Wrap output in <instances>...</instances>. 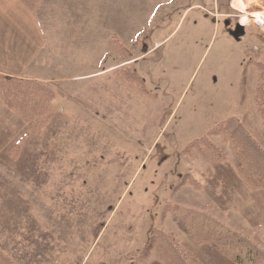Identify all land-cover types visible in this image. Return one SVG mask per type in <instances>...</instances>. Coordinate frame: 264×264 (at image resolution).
<instances>
[{"label":"rangeland","instance_id":"1","mask_svg":"<svg viewBox=\"0 0 264 264\" xmlns=\"http://www.w3.org/2000/svg\"><path fill=\"white\" fill-rule=\"evenodd\" d=\"M216 1L218 18L205 12L214 0L156 3L153 27L164 33L141 29L130 36L131 50L141 54L153 38H170L123 67L142 84L120 70L72 84L91 95L87 116L63 112L67 88L36 81L21 79L41 87L46 103L36 120L24 121L0 97L8 112H0V255L13 264H164L154 246L147 249L156 229L199 264L209 260L194 247L204 246L235 264L182 233L173 222L176 207L209 215L264 252V188L243 182L238 156L219 129L235 118L264 149L253 98L264 64V26L254 18L264 13V0H243L244 13L232 8L234 0ZM195 3L204 11L188 9ZM162 10L170 12L163 23ZM245 15L249 24L240 22ZM14 120L23 126L18 133ZM8 134L10 141L1 139ZM46 195L51 205L43 210Z\"/></svg>","mask_w":264,"mask_h":264},{"label":"crops","instance_id":"2","mask_svg":"<svg viewBox=\"0 0 264 264\" xmlns=\"http://www.w3.org/2000/svg\"><path fill=\"white\" fill-rule=\"evenodd\" d=\"M164 1L166 0H38L29 3L26 0H0V75L49 84L63 92L68 89L65 101L62 100L63 112L87 116L91 95L82 89H76L72 84L130 67L165 45L170 34L156 43L153 38L147 50L138 54L134 49L131 50L133 43L130 40V36L148 27L151 28V35L155 31L156 34L164 33L165 27H153L152 23V19L160 13V3L163 4ZM213 7L214 10L205 12L218 18V1L214 0ZM227 7L230 6L227 4ZM188 9L204 11L205 8L195 3ZM168 13L170 14L169 10H162V23ZM115 41L120 44L119 48L126 46L128 55L124 58V49L109 46V43L114 45ZM85 68L91 71L82 73ZM62 84L67 86L62 88ZM101 88L105 87L101 86L99 90ZM102 93L103 90L93 98L97 99ZM6 111L0 108V112L8 116ZM14 122L18 133L23 126L17 120ZM3 126L6 127V124ZM87 128H90V124ZM1 139L10 141V134ZM49 175L45 179L57 177ZM43 183L47 185V182ZM29 200L32 199L29 197ZM45 200L42 203L43 210L51 205L47 195ZM186 241L191 243L187 238ZM185 249H188L187 245ZM201 250L208 257V264H229L208 246L194 247L195 254ZM198 259L205 264L202 259Z\"/></svg>","mask_w":264,"mask_h":264},{"label":"trees","instance_id":"3","mask_svg":"<svg viewBox=\"0 0 264 264\" xmlns=\"http://www.w3.org/2000/svg\"><path fill=\"white\" fill-rule=\"evenodd\" d=\"M116 46L121 47L115 41ZM260 75L254 90V103L264 123V64L259 65ZM121 76L128 82L141 85L142 80L128 68L120 69ZM0 97L15 110L24 121L36 120L45 107L41 87L34 82L0 75ZM229 141L232 151L238 156L240 176L250 188H264V149L246 131L240 121L228 118L219 124ZM212 153H217L213 145ZM219 155V154H218ZM222 155V154H220ZM173 222L185 235L198 243H208L214 249L230 258L235 264H264V252L243 235L225 229L218 221L205 213L191 210L173 209ZM147 249L154 246L164 264H199L182 250L175 239L161 230L152 229ZM153 244V245H152ZM146 252H143V259ZM0 264H13L0 255Z\"/></svg>","mask_w":264,"mask_h":264},{"label":"clouds","instance_id":"4","mask_svg":"<svg viewBox=\"0 0 264 264\" xmlns=\"http://www.w3.org/2000/svg\"><path fill=\"white\" fill-rule=\"evenodd\" d=\"M234 8L238 9L241 13L245 12L246 7H248L247 4L243 2V0H234L233 5ZM255 22L260 24L261 26H264V13H257L255 15ZM240 22L242 24H249L250 21L248 20L247 16H242L240 18Z\"/></svg>","mask_w":264,"mask_h":264}]
</instances>
